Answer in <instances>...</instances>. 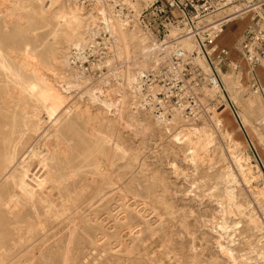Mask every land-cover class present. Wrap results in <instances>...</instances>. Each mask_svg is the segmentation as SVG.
<instances>
[{"label":"rangeland","instance_id":"374dc122","mask_svg":"<svg viewBox=\"0 0 264 264\" xmlns=\"http://www.w3.org/2000/svg\"><path fill=\"white\" fill-rule=\"evenodd\" d=\"M127 1L133 7H141L152 0ZM25 4V0H0V36L3 44L10 49L21 45L16 33L17 24H22L21 27L27 30L23 40H33L34 37L38 42L44 40L47 29L28 8H22ZM18 13L25 17L23 23L17 22ZM106 18L110 25L101 27L112 34L109 29L117 18L111 15ZM127 27L128 30L135 28L136 35L147 38L145 46L149 51L152 38L138 26ZM32 28L35 33L29 31ZM80 45L83 43L74 42L63 52H67L69 58L70 49ZM112 50L113 54L105 62L109 72L99 78L86 75L84 83L69 84L71 87L64 90V101L57 108L62 133L73 146L66 152L82 150L88 158L83 161L86 172L80 177L75 176L71 187L72 192L83 196L76 204L77 210L71 209L67 212L68 216H61V219L48 214L39 215L36 219L31 211V216L27 217L29 224L41 220L44 228L37 235H33L35 232L23 234L25 240L9 264H80L83 255L89 253L93 245L90 242L85 248L70 245L67 261H63L67 232L71 226L69 220L78 216L89 225L94 222L101 224L106 211L116 215L130 202H134L132 206L137 209L143 207V219L148 220L144 225L140 222L143 220L139 221L142 224L141 239L135 233L136 228L120 238L126 246L120 244L117 237H104L99 242L102 244L107 240L100 248L106 254L98 264H264V111L262 116L245 115L239 104L258 95L264 107V88L261 86L262 89L255 95L247 87L249 79L246 75L239 78L229 73L233 82L231 87L221 75L237 106L238 116L227 107L211 121L200 124L175 118L179 116L160 121L140 110L133 85L135 81L130 83L127 80L129 74H133L135 79L137 72L148 69L152 61L139 68V65L136 67L117 55L115 42ZM67 63L68 67H72L69 61ZM64 65L66 63H55L53 71H46L47 79L56 85L58 81L60 84L67 80ZM222 70L225 71L226 67L222 66ZM109 87L116 88L112 92H102ZM90 93L97 96L96 100L90 98ZM105 99L112 104H104ZM97 113L102 127L93 120ZM113 121L117 124V135L129 148L127 160L117 161L112 172L119 176L116 187L125 194V200L116 199L100 207L97 203L91 204L87 198L92 187L87 177L97 176L88 170L94 162V154L99 152L94 148V140L106 134V128ZM199 134L202 140L207 135L212 139L192 155L190 151L194 150ZM182 135H189V139H176ZM104 147L109 152V144ZM100 157L102 161L106 159L105 155H100L98 159ZM127 162L128 166H125ZM94 215L97 216L96 221ZM112 219L111 216L105 220L107 225L105 223V228L97 230L96 234L101 235L103 230L112 231L113 228L108 227ZM219 244L221 248H218ZM128 250L131 251L128 253Z\"/></svg>","mask_w":264,"mask_h":264},{"label":"bare ground","instance_id":"6f19581e","mask_svg":"<svg viewBox=\"0 0 264 264\" xmlns=\"http://www.w3.org/2000/svg\"><path fill=\"white\" fill-rule=\"evenodd\" d=\"M25 3L22 8H28L47 31L44 40L40 42L36 41L35 37L33 40L26 41L23 40V36L27 30L21 27L22 24H17L16 33L21 45L15 49L6 47L0 36V264L11 262L13 255L25 240L24 233L35 232L33 235H37L43 230L44 225L41 220L33 225L29 224L27 217L31 216V211L34 212L36 219L43 214L55 218L61 216L66 218V215L69 214L67 212L76 209L77 202L83 197L81 193L72 192L71 187L74 177H80L81 173L86 172L84 169L86 164H83V161L87 154L82 150L66 152L67 148L73 146L62 133L59 125L61 117L57 115V108L64 101V90L71 87L70 85L73 86V82L84 83L87 77L72 67H68V53L63 50L74 42L84 44L88 40L90 27L102 28L95 10L85 8L73 0H25ZM16 18L18 23L25 21L22 14L18 13ZM107 21L104 20L106 25H108ZM133 29L128 30L127 25L117 18L111 23L109 30L115 39L117 55L132 62V65L136 67L139 65L140 68L152 61L151 54L145 46L147 38L136 35ZM34 30V28L29 29L30 32L35 33ZM184 45L186 48H191L188 41H185ZM61 62L66 63L64 66L67 71V80L61 81L60 84L58 81L56 85L47 79L46 71H53L55 63ZM139 71L138 74L142 72ZM222 76L226 78L224 79L227 80L230 87L233 86L228 74L222 73ZM127 80L133 83L136 81V77L134 79L133 74H129ZM113 85L117 84L113 83ZM115 88L109 87L102 92H106V90L112 92ZM254 94L256 95V93ZM90 98L96 100L97 96L94 97L90 93ZM259 101L257 95L249 100L240 101L239 104L241 103L245 115L256 117L257 115L262 116L264 111V107ZM111 102L105 99L104 104L109 105L112 104ZM85 112L90 117V113L87 110ZM175 116L168 119L180 118ZM93 120L99 127H102L98 123L100 122L98 113L94 115ZM113 122L106 128V134H100L101 136L94 140V148L99 152L97 151L96 155L93 153L94 162L91 164V168L89 167L90 169L87 168L88 171L97 175L96 177L92 175V177H87L90 178L89 182L92 184L87 198L90 199L91 204L97 203L100 207L110 201H116V199L125 200V194L121 189H117L118 186L116 187L119 176L112 172L115 171L114 167L117 165V161L127 160L129 148L125 146L124 139L117 135V124L115 121ZM181 137L189 139V135H182L176 139ZM211 139L207 135L203 138V142L201 135H197L194 150L190 151L192 155L197 154L198 150H202ZM106 144H109V152L105 151ZM97 155H105L106 159L102 161V158L98 159ZM125 166H128V162ZM82 179L86 180V178ZM146 193L149 194L150 191L146 190ZM133 204L134 202L125 204L126 207L116 215H111L110 211H106V216L101 218L100 222H103L101 224L94 222L89 225L86 220L73 216L69 220L71 226L67 232L63 261L65 263L67 261L70 245L75 248H85L87 242H90L93 247L89 249V253L83 255V261L80 264H98L106 254L105 250L100 248L109 237H117L120 244L126 246L120 238L136 228L135 233L141 239V225L146 224L148 220L143 219L144 215L141 212L143 207L137 209L132 206ZM121 208L122 206L119 209L121 210ZM111 216L113 222L108 224V227H112L113 232L103 230L101 235L96 234L97 230L103 229L106 223L104 221ZM93 217L96 221L97 216ZM89 221L90 219H88ZM104 237L106 239L101 244L99 241ZM219 246H221L220 244L218 248H221ZM130 251L128 250V253ZM229 254L231 256L230 252Z\"/></svg>","mask_w":264,"mask_h":264},{"label":"built area","instance_id":"2783aa9c","mask_svg":"<svg viewBox=\"0 0 264 264\" xmlns=\"http://www.w3.org/2000/svg\"><path fill=\"white\" fill-rule=\"evenodd\" d=\"M73 1L95 10L101 25L111 15L152 38L151 66L136 76L134 89L140 110L157 119L177 115L200 124L227 107L238 116L222 73L246 75L249 90L262 89L257 68L264 70V0H152L141 7L127 0ZM235 20L246 24L233 48L237 58H232L217 40ZM185 41L191 48L185 47ZM113 42L109 31L90 27L88 40L69 51L71 66L91 78L106 75Z\"/></svg>","mask_w":264,"mask_h":264},{"label":"crops","instance_id":"0c3cea01","mask_svg":"<svg viewBox=\"0 0 264 264\" xmlns=\"http://www.w3.org/2000/svg\"><path fill=\"white\" fill-rule=\"evenodd\" d=\"M245 20H235L232 25H227L224 27L222 33L220 34L217 43L221 47L228 48L230 50V56L232 58H237V54L233 51L235 42L238 40L243 27L245 26ZM222 35H226L223 37ZM222 36V37H221ZM228 36V37H227ZM228 40V41H226ZM257 78L260 85L264 88V70L257 68Z\"/></svg>","mask_w":264,"mask_h":264}]
</instances>
